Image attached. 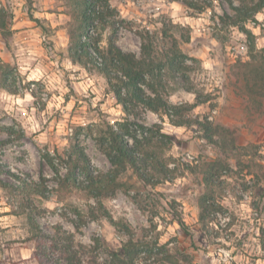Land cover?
<instances>
[{"label": "rangeland", "instance_id": "1", "mask_svg": "<svg viewBox=\"0 0 264 264\" xmlns=\"http://www.w3.org/2000/svg\"><path fill=\"white\" fill-rule=\"evenodd\" d=\"M194 1L203 6L210 3ZM173 4L177 7L173 8ZM104 5L99 3L98 9ZM109 6L114 16L108 17L104 25L97 20L88 34L99 40L101 48L108 47L112 40L125 52L140 56L139 33L149 31L159 50L169 49L170 42L176 39L183 53L197 59V63L189 62L193 69L186 73L195 93L172 81L173 88L168 93L172 105L186 107L198 102L185 114L193 125L175 127L165 115L139 108L136 122L146 129L145 137L136 132L141 145L152 151L160 164L174 165L168 166V178L157 173L156 185L142 182L128 169L119 177L123 187L106 196L92 197L83 190L62 186L61 179L68 172L66 154L76 136L96 174L113 169L101 137L109 125L118 128L127 116L104 75L91 63L73 58L71 30L76 25V14L68 0H0V9L11 16L9 27L13 33L6 39L0 32V78L4 77L17 93L0 88V181L16 185L26 181L44 193L43 197H27L0 185V264H39L32 223L59 246L72 245L83 264H120L111 252L119 251L130 240L137 244L136 264H176L179 253L191 259H181L178 264H264V107L257 104L264 99L254 101L256 97L244 91V76L249 70L264 68V21L255 18L239 26H226L220 18L225 12H233L227 2L217 1L204 10L170 0H111ZM174 19L194 23H174ZM249 23L251 28L246 27ZM256 28L258 35L253 31ZM65 61L94 78V87H103L104 98L96 108L90 104L95 98L91 89L88 97L76 92L68 79L70 73L63 68ZM25 62L30 70L21 74ZM37 66L43 73L41 79L28 80ZM57 72L64 73L63 82L69 88L61 107L68 104L70 97L88 107L78 111L81 104L76 103L67 113V120L64 113L53 109L54 115H46L44 123L40 114L53 95H60L56 89L45 91L46 80ZM25 91L33 96L31 104L17 105L3 98L6 93L23 99ZM189 97L194 99L190 101ZM205 100L208 102L200 103ZM104 104L107 110L101 111L100 105ZM32 108L37 109L36 113L31 112ZM117 110L119 115L115 114ZM29 115L42 125L40 132H29ZM94 119L99 122H87ZM74 120L85 122L73 123ZM62 121L65 128L60 132L58 125ZM196 121H208L213 129L219 126L227 130L236 147L234 153H240L241 161L250 168H237L231 153L209 142ZM49 126L51 131L44 140L38 139ZM130 129L132 135L138 130ZM127 138L135 145L131 136ZM213 138L221 141L220 134ZM217 160L232 166L221 173L206 224L202 225V170ZM78 179L87 183L81 173ZM179 218L184 227L177 221ZM6 219L11 221L8 227L4 226ZM60 256L57 251L56 257Z\"/></svg>", "mask_w": 264, "mask_h": 264}, {"label": "trees", "instance_id": "2", "mask_svg": "<svg viewBox=\"0 0 264 264\" xmlns=\"http://www.w3.org/2000/svg\"><path fill=\"white\" fill-rule=\"evenodd\" d=\"M72 11L76 14L74 27L71 30V48L70 52L73 58L80 63L88 62L96 67L105 77L110 92L114 95L117 103L122 107L127 116L125 123H120L118 128L108 127L104 136L101 138V144L107 158L109 159L113 169L107 174H96L91 166V162L87 154L81 149L77 136L72 139L70 149L67 152L68 172L61 179V185L66 188H74L87 192L92 197L106 196L109 192H114L123 187V183L119 181V177L128 169H132L135 175L144 183L156 185L154 180L158 174L168 178V164H160L153 152H149L141 145L136 132L146 136V129L136 122L140 114L139 108H143L154 113L165 115L170 124L175 127H184L193 125V121L185 118L187 111L193 110L197 104L178 106L172 105L169 98V90L173 88L170 81L174 85L185 89L187 92L195 93L193 86L189 83L187 72L193 68L188 65L189 62H198L197 59L190 58L182 52L176 39L170 42L169 49L159 50L156 46L154 37L149 31L140 32L142 39L141 55L138 56L133 52H125L114 41H109L108 47L101 48L99 40L88 36L90 29L98 20L100 23L106 22L108 17H113L114 12L110 10L109 2L111 0H68ZM171 2H182L188 8H197L204 10L212 3L227 2L233 14L225 12L220 19L226 26H239L249 20H254L258 13L264 10V0H209V4L201 5L194 0H170ZM105 4L103 9H98L99 3ZM9 17L5 9H0V32L2 36L9 39L12 31L9 27ZM35 22L39 23L37 19ZM114 25V24H113ZM164 34H167L164 31ZM167 36V35H166ZM94 47L96 55L93 54L91 46ZM251 65V63H249ZM245 92L248 96L264 99V68L256 66L249 70L244 76ZM0 88L9 93L17 94L10 87L4 77L0 78ZM208 101H201L206 103ZM264 101H257L259 107H264ZM133 117L134 121H129ZM196 125L207 133L209 142L215 145H221L225 152H230V157L236 161L237 168L241 171L250 168L241 161V154L234 153L236 147L228 137L227 130L217 126L213 129L212 124L208 121H196ZM131 128L135 135H132ZM220 134L221 141L214 140L213 135ZM131 136L135 140L132 145L127 137ZM170 138L168 135H163ZM150 144V143H148ZM48 160L55 168L53 160ZM232 165L224 160H217L208 163L202 170L204 192L200 197V222L206 224V219L211 210V203L214 200L215 189L220 184L221 173L224 169L230 168ZM203 168V167H202ZM78 173L86 176L87 183L78 179ZM6 189H15L23 196L31 195L43 197L44 193L31 186L28 182L23 181L21 185L3 183ZM177 221L184 227L181 218ZM35 227V238L38 241V248L35 251V257L39 264H83L79 253L74 250L72 245L59 246V244L49 240L47 235L40 229L38 225L32 223ZM127 227V226H125ZM61 252V256L56 257V252ZM179 260L190 262L191 257L179 253ZM112 258L120 264H136L137 263V244L130 240L126 242L119 251L111 252ZM176 258V257H175Z\"/></svg>", "mask_w": 264, "mask_h": 264}, {"label": "clouds", "instance_id": "3", "mask_svg": "<svg viewBox=\"0 0 264 264\" xmlns=\"http://www.w3.org/2000/svg\"><path fill=\"white\" fill-rule=\"evenodd\" d=\"M173 8H176L177 6L175 4L172 5ZM37 15H39L37 13ZM49 19H51V17H49ZM63 19V18H61ZM257 20L260 21H264V13H260L257 14L256 16ZM174 23L180 22V23H194L193 21H189V20H184V21H177V20H173ZM195 23H199L198 21ZM56 25L54 24L53 27H55ZM246 27L251 28V23H249L248 25H246ZM253 31L258 35L259 34V28L253 29ZM205 67H208V65H205ZM63 68L65 70H67L70 75L68 77V79L70 81H72V85L75 88L76 92L78 93L79 96L81 97H88L89 95V89H91V92L95 94V98L90 100V104L92 108H96L97 105L99 104V102L104 98L103 97V87L97 89V87H94V78H88V74L82 69L80 68L78 65L77 66H73V64L70 61H65V63L63 64ZM30 70V67L28 65L27 62H25L21 69L20 72L21 74L26 73ZM76 72H80V76L76 77L75 75H73ZM43 73L41 71V69L39 68V66H37V68L35 70L32 71V74L29 75L27 77L28 80H40L42 77ZM63 76L64 73L63 72H57L54 76H52L51 78H47L46 83H47V87L45 89L46 92H52L53 89H56L57 91H59L60 95L56 96L53 95L51 100L47 102V106L44 110V112H42L40 114V119L41 121H43L44 123H47L46 120H44V117L47 115L49 117H51L52 115H54L53 113V109L59 110L61 113H64V119L67 120V113L70 112L72 110V108L74 107V105L76 103H80L81 107L80 109H78V111H84L87 107L88 104L83 103V101H79L78 98H69V102L65 107H61L62 105H64V96L66 94L69 93V88L65 86L64 82H63ZM81 81L80 83H77V81ZM3 98L7 101H10L12 103H15L17 105H25V104H31V102L33 101V96L25 91L23 93V99H20L19 96L17 97H12V96H8L6 93L3 94ZM173 100H175V97L172 98ZM192 99H194V97H189V100L191 101ZM107 103H110L107 102ZM101 111H106V104L104 105H100ZM21 112L24 111L23 108L20 109ZM37 109L36 108H32L31 112L34 114L36 113ZM116 115H119V111L117 110ZM84 123L85 121H73V123ZM88 123H98L99 121L94 119L91 121H87ZM114 123V121H113ZM27 125H31V127L29 128V132H40L41 129V124L37 123L34 116L33 115H29L28 116V120L26 122V126ZM65 128V123L62 121L59 125H58V130L60 132H63ZM51 131V126H49V128L47 130H45V132L41 133V135L38 137V139L40 140H44L45 135L47 134V132ZM67 134V133H65ZM63 143L67 144V141H64ZM169 167H174V165L169 164ZM5 211H7V209H5ZM11 221L9 220H5L4 221V226L8 227L9 223ZM228 255V254H226Z\"/></svg>", "mask_w": 264, "mask_h": 264}]
</instances>
